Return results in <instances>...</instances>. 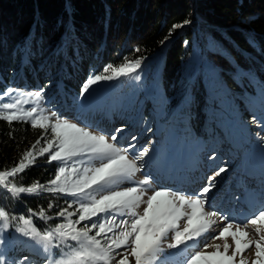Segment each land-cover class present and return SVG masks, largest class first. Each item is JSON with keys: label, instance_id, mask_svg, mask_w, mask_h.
I'll return each instance as SVG.
<instances>
[{"label": "trees", "instance_id": "16d2710c", "mask_svg": "<svg viewBox=\"0 0 264 264\" xmlns=\"http://www.w3.org/2000/svg\"><path fill=\"white\" fill-rule=\"evenodd\" d=\"M135 59L142 63L131 77L79 95L104 66ZM7 89L42 90V104L59 115L74 108L81 120L117 118L139 129L136 138L144 130L159 135L165 150L176 138L211 148L229 139V124L246 142L264 124V0H0V94ZM41 132L0 121V170L11 169ZM55 171V162L38 157L16 182L46 184ZM65 199L0 196V204L17 217L47 210L52 220L34 218L45 230L62 222L56 213ZM0 254L7 262L28 256L31 264H47L42 246L14 227L0 233Z\"/></svg>", "mask_w": 264, "mask_h": 264}, {"label": "snow or ice", "instance_id": "6c2138e0", "mask_svg": "<svg viewBox=\"0 0 264 264\" xmlns=\"http://www.w3.org/2000/svg\"><path fill=\"white\" fill-rule=\"evenodd\" d=\"M188 23L185 20L173 25L169 36ZM141 63L142 59H135L125 60L119 66H104L102 73L91 75L82 84L79 95L90 94L98 82L131 77ZM4 97H10L11 102L0 103V121L10 127L14 121L30 123L32 129L42 132L11 169L0 170V196L13 201L44 193L54 199L71 198L65 199L66 207L56 213L62 222L45 230L34 224V218L45 223L52 220L47 210L29 209L27 217H17L0 204V233L14 227L19 236L42 246L47 264H249L244 254L253 246L255 259L251 264H264V207L243 220L221 216L224 226L217 235H208L218 213L206 207V194L225 168H218L208 177V185L193 196L156 189L147 177L135 181L136 174L141 172L138 161L144 160L149 148L130 156L128 148L117 144V134L123 128L116 129L109 138L87 126L55 118L56 113L46 115L38 106L25 108L26 104H39L42 90L34 95L14 96L13 90L7 89L0 94V100ZM45 156L47 163L56 164L54 178L46 184L37 181L28 186L16 182L20 174L35 165L38 157ZM54 207L50 201L47 208ZM250 227L253 232L248 230ZM209 240L213 243H208ZM217 240L222 244L214 242ZM209 248L213 250L207 251ZM54 249L58 251L54 253ZM168 249L178 251L165 255ZM176 256L181 259H170ZM0 264H31V261L28 256L11 262L0 258Z\"/></svg>", "mask_w": 264, "mask_h": 264}, {"label": "rangeland", "instance_id": "374dc122", "mask_svg": "<svg viewBox=\"0 0 264 264\" xmlns=\"http://www.w3.org/2000/svg\"><path fill=\"white\" fill-rule=\"evenodd\" d=\"M20 93H23L25 96L28 94L34 95V92L26 91L13 92V95L15 96ZM7 102H11L10 97H8ZM32 106L42 108L46 115L51 116L52 113H56L55 118L78 123L82 127L87 126L89 130L97 134H104L109 138L116 129H125L122 133L117 134V144L118 146L128 148L130 156L144 147L149 148V153L144 160L138 161L141 172L136 174L135 181L147 177L153 181L152 187L156 189L173 190L193 196L199 194L200 190L208 185V177L213 176L218 168H225L226 171L219 177H216L215 186L206 194L208 196L206 207L218 213V216L213 218L217 222L208 233L210 236L217 235L219 229L224 226L225 221L220 220L221 216L228 217L229 219L243 220L245 217L253 214L255 210L264 207V124L259 127L257 126L255 134L243 146L235 140L233 126L229 124L228 128L231 132V138L227 142L224 140L216 141L212 148L208 147L209 144H205L200 151L201 155L199 159L196 154L188 155L185 152V148L177 152L178 150L176 149L180 147V144L184 143L179 138L175 139L174 143H172L173 146L166 150V152L162 147L164 146V140L161 137L155 136L152 137L155 142H150L151 138L147 130H144L142 135L138 136L137 139L132 140L131 137H137L139 131L135 130L132 132L133 127L119 123L117 118L107 119L102 117L98 120L96 117L94 119L87 118L86 120H81L73 115L74 108H64V110H60L61 115H59V113L57 114L58 111L51 112L41 101L38 105H24L25 108H31ZM178 127V131H181V126ZM183 132L185 137L187 134L185 131ZM250 142H253V144H250ZM129 145H134L135 147L132 148ZM163 155H166V157ZM244 179L248 181L243 182ZM121 187L124 186L122 185ZM248 230L250 232L254 231L252 227ZM207 242L213 243L211 240ZM214 242L222 244V241L219 240ZM229 243H231L230 239ZM201 248H203V244H201ZM212 250L211 248L207 249V251ZM177 251L176 249H168L165 255ZM117 258L119 259V257ZM240 258V256L237 257L238 260ZM244 258L251 264V261L255 259L254 246L252 250L244 254ZM170 259L179 260L181 257H170Z\"/></svg>", "mask_w": 264, "mask_h": 264}]
</instances>
